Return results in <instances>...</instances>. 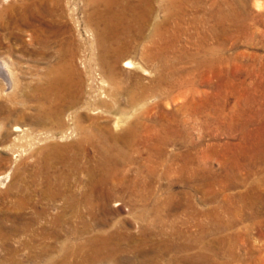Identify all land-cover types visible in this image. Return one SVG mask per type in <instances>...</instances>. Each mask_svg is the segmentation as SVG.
<instances>
[{
    "label": "rangeland",
    "instance_id": "374dc122",
    "mask_svg": "<svg viewBox=\"0 0 264 264\" xmlns=\"http://www.w3.org/2000/svg\"><path fill=\"white\" fill-rule=\"evenodd\" d=\"M0 264H264V0H0Z\"/></svg>",
    "mask_w": 264,
    "mask_h": 264
},
{
    "label": "bare ground",
    "instance_id": "6f19581e",
    "mask_svg": "<svg viewBox=\"0 0 264 264\" xmlns=\"http://www.w3.org/2000/svg\"><path fill=\"white\" fill-rule=\"evenodd\" d=\"M105 52L108 54V53H110L111 51H110V49H108V47L107 48H105ZM118 60H120L118 57H115L114 58V60H113V66L111 67L112 68V71L113 70H115V68H116V66L117 65H119L118 64ZM107 64H109V66H110V61H109V63L108 62H106ZM130 63V62H129ZM126 66L128 67V63H126ZM119 69V68H118ZM6 76V75H5ZM132 99V98H131ZM133 100L135 101V99L133 98ZM127 118H128V116H121V117H119L118 119V121H117V123L120 125V124H122V123H124V122H126V120H127ZM106 178H108V177H106ZM107 180V179H106ZM93 184V183H92ZM91 184V185H92ZM94 188H96V185L95 184H93L92 185V189L94 190ZM109 190V189H108ZM111 191H112V189H110ZM115 191V190H114ZM70 197V196H69ZM93 196H92V194H90V193H88V194H86L85 196H82V197H80V198H74V197H71V198H66V201H65V208L66 209H76V208H78L79 207V205H83V207L84 208H86L87 209V212L88 213H90V215H95V211H96V209H95V206H96V202H95V200L92 198ZM115 197V194H113V193H111L110 194V191H109V196L107 197V200H105V203H103V202H101L100 200L98 201V203H102V204H105V205H107V204H109L111 201H112V199ZM64 199V198H63ZM61 204H63V203H61ZM60 206V205H59ZM97 207V206H96ZM78 212V211H77ZM82 216V215H81ZM84 222V221H83ZM56 223H61V216H58V217H56ZM87 228H88V225L84 222V226L80 229V230H76L75 231V233L76 234H81V233H85L86 231H87ZM90 229V228H89ZM90 232V231H89ZM88 236V235H87ZM99 239H100V241H99ZM101 241H102V236L99 234H96V235H94L93 237H92V239L91 240H89V250H90V252L88 253V255L87 256H85L84 255V257L82 256V253L83 252H81L80 253V250H81V248H79V246L77 245V246H75V248H71V246L70 245H68V242L66 241V243H65V245L62 247V253H63V258H62V260L61 261H63V260H65V259H67V258H69V257H71V256H74V257H78V256H81V257H83L82 258V260H83V262L85 263L87 260L88 261H90L91 260V258H93V257H98L99 256V253H100V251H101V247H102V245L100 244L101 243ZM94 252H95V255H93L94 254ZM95 257V258H96ZM54 259V258H53ZM53 259L52 258H50V260H51V262H53Z\"/></svg>",
    "mask_w": 264,
    "mask_h": 264
}]
</instances>
